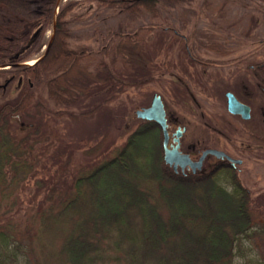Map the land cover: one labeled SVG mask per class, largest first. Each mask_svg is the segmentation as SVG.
<instances>
[{
    "label": "trees",
    "instance_id": "obj_1",
    "mask_svg": "<svg viewBox=\"0 0 264 264\" xmlns=\"http://www.w3.org/2000/svg\"><path fill=\"white\" fill-rule=\"evenodd\" d=\"M190 2L96 0L124 17L157 15L162 7ZM78 3L52 0L48 12L30 21L31 27L42 19L45 24L35 28L26 45L48 24L51 27L48 48L37 61L25 63L33 54L22 53L25 48L0 54V89L5 92L13 83L10 92H16L14 98L0 100V256L15 257L17 249L27 264H264V253L235 263L243 237H259L264 243V221L257 220L252 192L228 166L214 173L174 171L163 159L162 131L154 120L142 119L121 146L84 166L70 186L52 187L48 203L23 225L7 218L19 202L14 198L18 189L36 172L40 147L47 150L58 139L43 114L76 118L73 110L59 107L116 85L98 107L119 95L128 83L123 81L126 73L145 76L157 66L145 39L157 28L126 29L118 24L96 49L70 27L67 16ZM159 30L183 40L173 29ZM199 44L215 53L227 52L210 37ZM186 51L195 62L191 49ZM30 108L36 111L33 120L19 125L27 133L11 131L12 118L21 119ZM101 148L98 142L84 153L94 155ZM219 173L226 175L225 183L217 179Z\"/></svg>",
    "mask_w": 264,
    "mask_h": 264
},
{
    "label": "rangeland",
    "instance_id": "obj_2",
    "mask_svg": "<svg viewBox=\"0 0 264 264\" xmlns=\"http://www.w3.org/2000/svg\"><path fill=\"white\" fill-rule=\"evenodd\" d=\"M79 1L67 16L77 38L97 49L118 24L126 29L152 26L157 31L147 34L145 39L157 66L149 68L145 76L126 73L123 81L128 83L119 95L98 107L100 101L108 98L116 89V85L100 88L73 105L59 107L73 110L76 118H51L43 114V118L58 133V139L47 150L44 145L40 147L36 172L18 189L14 198L19 202L7 213V218L23 225L28 216L48 203V193L52 187L64 189L70 186L73 177L84 166L97 163L114 146H121L142 121L136 116V109L148 106L152 96L157 93L170 114L187 127L182 136L184 148L193 142L200 143V146L202 143H217L220 148L242 158L243 162L238 164L241 169L237 173L238 179L252 192L257 220L264 221V149L247 136H201L207 131L214 132L208 130L203 121L215 124L210 116L221 112L225 106L223 88L234 86L233 82L226 86L220 82L221 78L229 79V76H225L228 70L264 69V0H191L185 6L162 7L157 15L145 13L134 17L119 15L117 10L100 6L96 0ZM51 5L52 0H4L0 5V54L25 48L22 53H33L26 61L33 62L44 51L51 27L48 24L44 33L34 36L31 43L26 45L35 28L45 24L42 19L31 27L30 21L48 12ZM164 27L175 30L183 40L172 38L171 32L159 30ZM209 37L223 45L227 52L215 53L200 46L199 43ZM187 47L191 49L192 57H196L195 62L190 60ZM262 63V66H257ZM253 74V71L248 72L252 80L249 91L254 92V97L250 99L253 117L247 122L241 120L237 125L257 131V124L261 123L264 127V96ZM141 80L145 81L139 83ZM2 84L3 81H0V88ZM12 87L13 83L5 92L0 89V100L16 96V92H10ZM89 109L92 110L90 113L80 114ZM34 114L36 111L30 108L28 113L21 115V119L13 117L10 130L25 135L28 129L19 125L29 124ZM202 114L206 118H202ZM234 121L237 122L236 119ZM222 127L227 132L241 131L228 124ZM98 142H102L99 152L90 156L84 153ZM247 145L251 146L246 148ZM217 179L225 183L227 177L221 174ZM14 253L15 257L1 255L0 264H27L24 254L17 249H14ZM262 253L264 243L259 237L254 241L243 237L241 249L236 250L235 263L256 259Z\"/></svg>",
    "mask_w": 264,
    "mask_h": 264
},
{
    "label": "flooded vegetation",
    "instance_id": "obj_3",
    "mask_svg": "<svg viewBox=\"0 0 264 264\" xmlns=\"http://www.w3.org/2000/svg\"><path fill=\"white\" fill-rule=\"evenodd\" d=\"M262 65L263 63L257 66L259 67ZM252 71L254 72L253 75H255L256 78L258 79V80L256 79V81H259V82H256V85L258 88L261 89V92H262L261 94L264 96V69L263 68L229 69L228 70L229 73L225 75V76H229V79L225 80V78H221L220 82H222L224 86H226L227 83L233 82L234 86L233 88L231 87L223 88L224 89L223 94L225 97V106L221 108L220 110L221 112L219 113L217 112L215 115L210 116V119H212V121L215 124L212 125V123L209 121H203V125L206 126L208 130H212L214 132L207 131L206 134L201 135V136H247L248 138H251L252 140L256 141L258 144V147L262 148V150L264 149V130H263L264 127H262L261 123L257 124L258 125L257 131L246 129L243 126H242L243 128H239L237 125V123H241V120L243 122L244 121L247 122L253 117V105L252 103H250V99L254 97V92L251 90L249 91L252 80L249 79L248 77L249 76L248 72H252ZM225 76H221V77H225ZM6 82L7 81L5 80L4 83ZM228 92L232 93L237 98V100L249 106V111H248L249 115L247 117H243L241 113H233L228 110L227 95H226ZM163 103H164L165 115H166V124H167L166 129L168 133L167 146L169 148H172L178 143L179 144L178 150L182 153H187L189 157L192 159V161H197L200 155L202 154L203 150L207 148H217V149L225 151L228 155H230L231 157L235 159H240V162H237L236 160L227 158L225 155L216 156L214 154L208 153L203 158L200 167H197V166L192 167L191 165H188V164L181 167V165L178 164L175 169L172 164L171 165L168 164L169 166H171V168L174 171L176 172L180 171L184 174L189 173V172H212L214 173L223 166H228L232 168L236 172V174L241 171L238 164H241L243 162L242 158L236 157L232 153H229L223 148H220L219 146H217V143H212L209 145H204L202 143L203 145L201 144L200 146L199 145L200 143L198 144L197 142H193L188 148H184L182 136H184L187 127L184 123L178 120L176 116L170 114L164 100H163ZM202 115H203L202 118H206L204 114ZM234 119H236L237 122L234 121ZM263 123H264V118L262 120V124ZM225 124L231 125L234 127V129L236 130L240 129L241 131L227 132L222 127ZM161 136H163V134H161ZM218 140L219 138L216 141ZM230 140L231 139H229V141ZM196 143L199 146H197ZM249 146L251 145H247L246 148H249ZM221 174L222 173H219L218 175H221ZM239 182L241 185H243L240 180Z\"/></svg>",
    "mask_w": 264,
    "mask_h": 264
},
{
    "label": "water",
    "instance_id": "obj_4",
    "mask_svg": "<svg viewBox=\"0 0 264 264\" xmlns=\"http://www.w3.org/2000/svg\"><path fill=\"white\" fill-rule=\"evenodd\" d=\"M48 45L49 42L46 45L45 51L48 48ZM40 57L41 56L36 58L34 62L40 59ZM226 95H227V108L230 112L241 113L243 117H247L249 115L248 105L237 100V98L230 92H228ZM135 114L138 118L141 119L154 120L160 126L163 134L162 136L163 159L165 163L170 165L172 164L175 169L178 164L181 165V167H183L186 164L191 165L192 167L195 166L200 167L203 158L208 153L214 154L216 156L225 155L229 159L240 162V159H235L230 155H228L225 151L217 148H207L203 150L202 154L200 155L197 161H192V159L189 157L187 153L180 152L178 150V146H179L178 143L172 148H169L167 146L168 133L166 129L167 124H166L165 108L160 94L155 93L152 96L150 104L148 106H143L136 109Z\"/></svg>",
    "mask_w": 264,
    "mask_h": 264
}]
</instances>
